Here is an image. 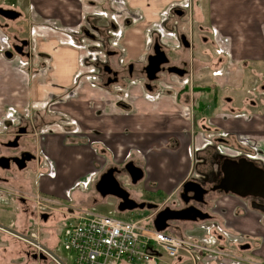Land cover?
<instances>
[{"label": "crops", "instance_id": "crops-1", "mask_svg": "<svg viewBox=\"0 0 264 264\" xmlns=\"http://www.w3.org/2000/svg\"><path fill=\"white\" fill-rule=\"evenodd\" d=\"M1 2L2 8L17 11L20 17L0 21L10 26L0 27V137H5L2 122H8L14 113L22 116L33 108L45 109L50 93L65 98L49 102L54 116L60 115L63 120L68 117L75 125L63 121L51 124V132L40 143V134H35L39 144L35 142L32 148L39 157L33 163L37 172L34 182L22 175L25 168L14 167L7 172L0 167V187L7 183L40 193L56 205L53 212L46 214L47 219L34 211L31 199L17 202L12 218L4 214V208L0 209V264H54L49 259L35 258L31 246L19 237L34 231L61 261L71 264L74 253L66 247L65 225L62 226L69 207L63 208L62 204L82 206L104 198L96 184L110 165L121 166L133 160L143 169L144 177L136 188L122 186L138 203H150L144 199L147 196L159 206H166L196 173L201 159L205 165V148L216 156L232 159L252 150L262 157L247 156L264 162V113L257 108L258 103L238 97L235 105L234 96H220L222 90L241 94L248 89L244 84L247 72L261 83L255 87L264 90V0H191L193 9L188 24L180 27L189 33L190 46L181 49L177 35L161 37L173 60H188L192 79L202 68L212 70L213 76L203 88L217 93L215 117L203 114L205 105L201 102L199 112L196 111L200 90L195 100L192 81L187 96H179L180 85L174 78L168 84H159L157 94L149 95L136 76L126 79L128 84L123 91L128 96L122 97L91 82L89 73L96 52L93 42L84 39L80 32L86 21H95V16L110 17L112 11L123 12L116 18L121 34L116 33L117 39L113 36L111 43L119 46L123 65L140 64L151 50L149 32L160 29L163 11L180 0H15L13 6L6 0ZM241 4L248 8L240 10ZM129 18L131 25L124 26L123 21ZM176 25L179 22L168 28ZM24 38L29 41L27 55L6 57L9 47ZM195 49L198 55L194 54ZM211 56H216V64L209 60ZM212 200L218 223L214 230L249 236L254 249L244 254L248 253L251 263L264 264V221L260 214L249 210L243 215V201L231 193H216ZM123 213L128 219L145 216L140 210ZM210 225H196L194 228L200 231L190 237L185 228L192 224L172 232L214 243L217 237ZM214 244L223 247L222 241ZM170 264L180 263L172 260ZM207 264L218 263L211 260Z\"/></svg>", "mask_w": 264, "mask_h": 264}, {"label": "flooded vegetation", "instance_id": "flooded-vegetation-1", "mask_svg": "<svg viewBox=\"0 0 264 264\" xmlns=\"http://www.w3.org/2000/svg\"><path fill=\"white\" fill-rule=\"evenodd\" d=\"M180 1L181 2L171 4L169 6V9L163 11L162 19L160 21V29H155L149 32L150 36L152 37V41H151L152 43L150 47L151 50L148 53L145 61L140 64L128 63L127 65H123L122 52L119 46L116 44L112 45L111 43V41H113L114 38L113 36H115L117 39L116 33L119 32L121 34V31L119 30L120 26L116 21V18L117 16L123 14V12L119 13L117 11H112L110 17L104 15L101 17L95 16L94 17L96 18L95 21L93 22L86 21L85 25L83 26V28H81L80 32L84 39H88L93 42V51L96 52L95 59L93 58L92 60L93 66L90 70L91 72L90 77L92 84L99 88H102L103 90H106L107 92L113 95L122 97V96H126V93L123 91V89H125L128 84V80L126 82V79L128 78L132 79L135 78L136 76H139L138 82L142 85V87L146 91H148L147 93L151 95V93L157 94L156 92L157 90H159V86H160L159 84L161 83L168 84V80L172 81V78H174L178 82L177 84L180 85V89L178 91L179 96L183 94L187 96V94H189L188 92H190L189 90L190 70L188 68L189 62L184 57L183 58L181 57L180 60H178L177 62L173 60L170 49L167 46H165L161 41V37L164 35L169 37L173 35H177V37L179 38L183 34L186 35L187 39L189 40V33H187L184 30H180V27L183 28L184 24L185 25L188 24V20L185 19V16L186 15L189 16V8L187 6V0H180ZM0 16L3 17L2 15ZM19 17L15 19H8L5 17L3 18L8 21H15ZM124 21H123L124 26L126 23L127 25L129 24L131 25L132 19L129 18L128 20H124ZM174 22H179V25L182 26L176 25V28L173 27L170 30L168 26L170 24H173ZM0 27L10 29V26L6 25L5 23L3 24L0 23ZM23 40L28 41V39L26 38L17 40L9 47V51L12 52L13 54L16 53L18 54V52L15 49V46L17 47L22 46L21 41ZM157 42L159 43V45H161V50L165 51V53L167 54V57L169 58V63L162 65L161 70L157 73L158 78L151 81L147 77L145 67L148 64L147 62L148 57L155 53L154 47ZM180 44H181L180 47L181 49L182 48L183 50L186 49L181 43V41ZM28 47L29 45L23 48V53L25 56L27 55L26 49ZM174 66L177 67V71L169 72L168 68ZM123 81H125V83ZM148 86L151 88L150 90H148ZM165 92L168 91L166 90ZM46 120L47 117H45L44 119L42 118V121L47 122ZM51 124L53 123L42 122L37 124V126H39L38 129L41 130L39 133L41 136L39 138V143L41 140L45 138L47 134L51 132V129L48 127ZM5 126L6 127L4 129V136L8 138H6L4 141H0V148L2 149L0 153V157H5L9 159V167L3 169L8 172L11 171L14 167H17V164L12 159L20 158L22 154L26 152L31 153L35 157L27 161L26 167H28L29 164L31 165L35 163L38 160V156L35 154L34 152L35 150L32 148V146H34L33 142L35 141L34 136L35 134H37L34 133L36 129L35 126L31 125L30 123L27 124L25 122H23V124H19L17 127H11V129H8L9 127L7 124ZM21 130H23V132ZM31 139H33L34 141L31 142ZM16 143L17 145L14 146ZM203 152L206 153L203 154V158H205V163H204L205 165L202 166L203 165L202 162L204 161V159L203 160L201 159L199 161L200 163L197 165V169L195 170L196 173L193 176H191V178H189V180H187L186 182L193 181L199 183L202 189L206 190V193L199 194L194 191V192H187L186 195L182 187V189L175 196L177 197V199L174 201H170L169 203L166 204L165 207L168 206L171 209H175V210H183L186 208L194 207L201 210L203 213L209 214L210 218L206 220H198V221L179 220V221L170 222L166 230L172 231L173 229H175V231L180 232L179 230L181 227H183L184 224L187 225L192 224V228H194L196 225L202 223H211L212 226L210 225V228L215 232L214 236L217 237L214 238L216 239L214 243H216V241L219 240L222 241L223 244V247L220 246L222 248V255L219 256L218 260H212V261H216L218 264H241L243 262L245 264H253L250 261H248L247 258H244L242 256L244 254V251L254 249L253 247L254 243L250 241L249 236H244V234L241 233L235 234V233H228L226 231L219 232L218 230L216 232L214 230V228L216 229L218 228V223L215 221L216 217L213 210L214 207H212L213 204L212 197L216 193H223V190L217 187L218 185H220L221 181L224 178L222 165L225 158L216 156V154H213V151L209 148H205ZM240 158H246L250 161H253L257 167L264 170V162H257L254 161L256 159H250L247 156V153L243 152L242 155L235 158V160H240ZM129 161H133V160H128L121 166L110 165L102 172V174L107 172L109 169H115L114 175L120 181L123 175L128 176L127 171L125 169V165ZM200 166L202 167L200 168ZM131 198L134 199L133 197ZM239 198L241 201H243L244 207L246 208L243 209L242 212L243 215L246 216L249 210H253L258 212L260 214V220L264 221V214H262L256 209L258 207L264 206V199L254 195H248L245 198H241V197ZM11 199H14V197H12ZM118 202H120V200ZM227 245L234 246L238 252H236L235 254L228 252L225 249ZM245 246L248 247L243 249Z\"/></svg>", "mask_w": 264, "mask_h": 264}, {"label": "built area", "instance_id": "built-area-1", "mask_svg": "<svg viewBox=\"0 0 264 264\" xmlns=\"http://www.w3.org/2000/svg\"><path fill=\"white\" fill-rule=\"evenodd\" d=\"M187 6L192 11L191 0H187ZM191 81L190 72L189 84ZM8 194V188L0 187V201H6ZM23 195L33 200L39 217L55 210V202L40 193ZM159 209L145 216L121 220L92 210L69 207L64 237L67 249L74 253L71 264H160L162 254L180 264H207L219 259L222 248L211 247L212 242L208 239L198 241L155 229L152 221ZM19 237L31 246L33 253L45 256L54 264H67L42 243L37 231Z\"/></svg>", "mask_w": 264, "mask_h": 264}, {"label": "water", "instance_id": "water-1", "mask_svg": "<svg viewBox=\"0 0 264 264\" xmlns=\"http://www.w3.org/2000/svg\"><path fill=\"white\" fill-rule=\"evenodd\" d=\"M0 15L8 19H15L20 16V13L14 10L2 9L0 8ZM179 41L183 44L185 48L190 46V42L186 35H181ZM22 46H15L16 51L19 55L23 56V48L29 45L27 40L21 41ZM155 53L148 57V64L145 67L147 77L149 80L153 81L158 78L157 73L161 70V66L169 63V58L165 51L161 50V45L157 42L154 47ZM13 53L10 51L5 52V56L8 58L13 57ZM164 69V68H162ZM169 72L177 71V67L168 68ZM151 88L148 86V90ZM23 132V130H21ZM219 142H223L219 139ZM17 143L14 145L16 146ZM35 158L31 153H23L20 158H13L12 160L17 164V167L21 170L26 168L27 161ZM0 167H9V159L5 157H0ZM125 169L129 176V179L133 185H136L144 177V171L141 167L137 166L133 161H129L125 165ZM115 169H109L107 172L102 174L100 179L96 184V189L102 196L111 195L120 200L118 204V211H133V210H143L156 209L158 205L152 203L141 202L138 203L136 200L131 198L130 192L122 186L121 181L117 179L114 175ZM222 171L224 173V178L217 188L222 189L226 194H234L241 198H245L248 195H254L264 199V170L257 167L253 161L246 158H240V160H235L232 158H225ZM194 184V185H193ZM194 186V187H192ZM183 189L185 194L187 192H196L204 194L206 190H203L201 185L197 182L188 181L183 184ZM259 212L264 214V206L256 208ZM47 219V215L42 216ZM210 218L209 214L203 213L201 210L190 207L183 210H175L170 207H165L161 209L155 216L153 220V226L158 231H165L169 226L170 222L179 220H189L198 221L206 220ZM245 246L243 249L247 248ZM35 258H40L45 260L46 257L43 255H34Z\"/></svg>", "mask_w": 264, "mask_h": 264}, {"label": "rangeland", "instance_id": "rangeland-1", "mask_svg": "<svg viewBox=\"0 0 264 264\" xmlns=\"http://www.w3.org/2000/svg\"><path fill=\"white\" fill-rule=\"evenodd\" d=\"M8 5L10 6H13L15 5V0H6ZM193 3V2H192ZM251 3V2H250ZM3 3L1 2L0 3V6L2 7ZM248 5L246 4H241L239 5V9L240 10H246L248 7ZM193 9V8H192ZM191 9H189V13H190ZM190 16V14H189ZM189 16L186 15L185 16V19H189ZM249 17V16H247ZM0 21L2 22H5V21H8V20H5L3 17L0 16ZM22 25L24 27H27L26 23H22ZM185 26V24H184ZM226 26V24H224L222 26V28L224 29V27ZM3 30V29H2ZM5 30V29H4ZM10 41V39H9ZM10 45V44H9ZM208 47H212L211 45H209ZM260 47V45H259ZM194 54L195 55H198V49L194 50ZM210 58V56L208 57ZM210 61L212 60L214 64H216V62L218 61L216 56H211V59H209ZM221 65V64H220ZM251 72H247L246 75H245V78H244V84L246 85L247 84V88L248 89H244V91L241 93V94H237V93H233V90L231 89H227L225 91H220L221 95L220 96H234V103L235 105H237V98L240 97V99H244V98H247L249 100H253V101H256L258 103V106L257 108L261 110L262 113H264V103L262 102V100H264V90L263 89H259V87H255V86H259L261 83H257V80H256V77L252 76V74H250ZM89 75H91V72L89 73ZM213 76V72L212 70L210 69H207V68H202L199 72L196 73V75L194 76V78L192 79V84L194 86V88H199V97L197 98V102L195 104V109L196 111L199 110L200 108V102L203 103L205 106L203 107L204 111L203 114L206 115V116H210V117H215L216 113L218 112V109L215 108L216 106L214 105V103L216 102V99H215V95L217 94L214 90H205L203 87L207 86V82H209V80L212 78ZM206 88V87H205ZM146 91V90H145ZM187 91V90H186ZM148 92V91H146ZM165 93V92H164ZM194 93V99L196 100V96L198 94V92L196 91V89L192 92ZM127 94V93H126ZM128 96V94H127ZM48 105L46 106L45 109H31L30 110V113L27 115H22V116H26L24 118H21L22 116L21 115H18V114H15L13 111L12 113L13 116L11 117V119H9V121H5V122H2V128L3 130L5 129V123L7 122V125H8V129H11V127H17L19 124H23V122L25 123H30L31 125L35 126V132L34 133H37L39 134L40 133V129H38L39 126H37L38 123H58V124H61V121L63 122H69V124H71V126H74L75 124L73 123V121L70 120V118L67 117V119L63 120L64 118H62L60 115L58 116H54L53 114V109L51 105V103L49 102H55V101H59V100H63L65 101V98H61L60 95H58L57 97H53L51 95V93L49 94L48 98ZM70 99V98H69ZM248 100V101H249ZM212 106V107H211ZM39 108V107H38ZM10 111V110H9ZM203 111V110H201ZM199 112V111H198ZM15 115V116H14ZM45 117H47V122H44L42 121V118L44 119ZM70 126V125H68ZM53 127V126H52ZM45 128V127H44ZM9 131V130H8ZM2 134H4V131L2 132ZM207 135V134H206ZM35 137H37L35 135ZM6 138L8 137H3L1 135L0 137V140L4 141ZM45 139V138H44ZM43 139V140H44ZM41 140V141H43ZM34 140L31 139V142H33ZM36 142V144L38 145L39 143L36 141L33 142V144ZM234 144V143H233ZM2 149L0 148V151ZM100 148H97V153L100 154ZM35 154L39 157V154L34 151ZM248 154H252L253 155H257L258 157L261 156L262 154H257L256 152L254 151H246ZM262 157V156H261ZM36 166L35 164H29L28 167H26L24 169V172L22 173V175H24L25 177H28L30 178L33 182L36 178V168L34 167ZM49 173H51V171H48ZM53 173V171H52ZM39 175V174H38ZM20 176V175H19ZM122 185H124L125 187H128V188H136V185H133L129 179L128 176L126 175H123L120 179ZM6 186V188H8L10 190V194H8V199L6 201H4V203H1L2 201H0V209L1 208H4L3 209V212L4 214L8 215V216H13L14 212L16 211V204L17 202L20 203V200H27V197L24 196L23 194H26V193H34L33 191H30V190H23V189H19L18 187H15L14 185H11V184H4ZM24 196V197H23ZM12 197H14V199H11ZM26 197V198H25ZM145 201H148L150 203H158V202H155V200H149V199H154V198H150V197H147L145 196L144 197ZM177 197H174L171 201H174L176 200ZM13 200H15L16 202H13ZM88 200V199H87ZM11 202H13L11 204ZM32 204H33V208H34V211L37 212L36 210V207L34 205V202L33 200L31 201ZM8 204H11V206H8ZM158 205V204H156ZM62 207L63 208H68V207H79L80 209H83V210H92L94 211L95 213H99V214H102V215H105V216H109V217H114V218H117V219H121V220H127L128 219V215H125L123 212H120L118 211V199L114 196H106V197H100V199H98V201L96 202H92L90 203L89 205H82V206H79L77 204H74L72 202L71 205H67V202H64V204H62ZM141 213H143L144 215L146 214H149L152 212L151 209H143V210H140ZM67 217V216H66ZM54 218V216L52 217ZM51 218V219H52ZM10 220V219H9ZM62 226L64 227L65 223H66V218L64 217L62 219ZM187 224H185L186 226ZM10 226V225H9ZM188 226V225H187ZM187 231L186 234L187 236H193L196 234L197 231H200L199 228H193L192 229V226L190 228H185ZM167 233H174L172 232L171 230L167 231ZM206 238H208V236H205ZM213 241V240H212ZM211 247H216L214 243H211L210 244ZM156 250H158L157 248H155ZM225 249L230 252V253H236L238 252L234 246L232 245H227L225 247ZM161 253V252H160ZM248 254V253H247ZM247 254H244V257H248L246 256ZM160 259L162 261H160L161 264L163 263H171L173 258H170L164 254H162V256L160 257ZM248 261H251V260H248ZM130 264H138L137 262H131ZM182 264H191V263H188V262H184ZM241 264H245L244 262L241 263Z\"/></svg>", "mask_w": 264, "mask_h": 264}, {"label": "trees", "instance_id": "trees-1", "mask_svg": "<svg viewBox=\"0 0 264 264\" xmlns=\"http://www.w3.org/2000/svg\"><path fill=\"white\" fill-rule=\"evenodd\" d=\"M195 89H196V91H198V88H195ZM175 235L183 236L182 233H180V234H175Z\"/></svg>", "mask_w": 264, "mask_h": 264}]
</instances>
